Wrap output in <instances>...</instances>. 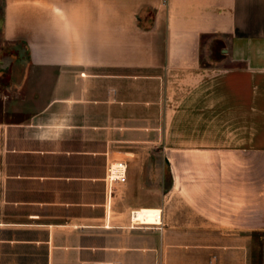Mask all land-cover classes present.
<instances>
[{"label": "crops", "instance_id": "1", "mask_svg": "<svg viewBox=\"0 0 264 264\" xmlns=\"http://www.w3.org/2000/svg\"><path fill=\"white\" fill-rule=\"evenodd\" d=\"M0 264H264V0H0Z\"/></svg>", "mask_w": 264, "mask_h": 264}, {"label": "built area", "instance_id": "2", "mask_svg": "<svg viewBox=\"0 0 264 264\" xmlns=\"http://www.w3.org/2000/svg\"><path fill=\"white\" fill-rule=\"evenodd\" d=\"M124 177L125 163L122 159H114L107 162L105 168V179L108 182H111L113 180H123Z\"/></svg>", "mask_w": 264, "mask_h": 264}, {"label": "rangeland", "instance_id": "3", "mask_svg": "<svg viewBox=\"0 0 264 264\" xmlns=\"http://www.w3.org/2000/svg\"><path fill=\"white\" fill-rule=\"evenodd\" d=\"M220 46L221 45H220L219 42H212V44L210 45V47H208L207 49L205 47L204 51H207L209 55L212 54V56L213 55H218L219 52H220Z\"/></svg>", "mask_w": 264, "mask_h": 264}]
</instances>
